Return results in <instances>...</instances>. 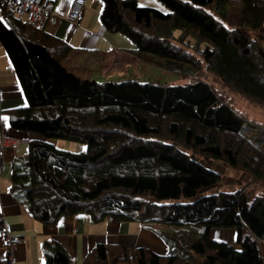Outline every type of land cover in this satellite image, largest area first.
Here are the masks:
<instances>
[{"label":"trees","instance_id":"1","mask_svg":"<svg viewBox=\"0 0 264 264\" xmlns=\"http://www.w3.org/2000/svg\"><path fill=\"white\" fill-rule=\"evenodd\" d=\"M159 1L165 10L103 0L101 20L134 41L137 57L194 80L82 77L49 47L67 57L72 48L64 40L37 34L35 24L21 19L12 26L0 18V43L27 99L6 111L8 121L33 134L28 151L12 163V192L43 222L82 211L94 220L110 215L141 222L168 247L160 255L102 241L80 264H264V193L246 186L207 192L222 175L189 152L264 181V127L225 93L264 105V0H241L234 27L226 23L229 0ZM203 69L213 78L199 77ZM52 139L87 148H60ZM217 229L236 230L240 247L213 236ZM44 251L45 264H73L56 239L46 240Z\"/></svg>","mask_w":264,"mask_h":264},{"label":"crops","instance_id":"2","mask_svg":"<svg viewBox=\"0 0 264 264\" xmlns=\"http://www.w3.org/2000/svg\"><path fill=\"white\" fill-rule=\"evenodd\" d=\"M49 1L54 3L52 14L45 23L36 25L34 30L37 34L45 33L51 38L64 40L71 46L70 53L73 54H81V51L90 50L97 56L117 52L118 49L125 47H127V52L134 54L132 51L134 41L131 40L132 44L130 45L127 43L129 42L127 35L125 36L122 32L109 31L104 26L101 20L103 0H86V8L80 24H74L67 18L73 0ZM145 1L147 4L156 5L155 0ZM5 8L0 2V18L9 25H15V22L21 18L14 14L7 15ZM21 21L25 22L22 19ZM97 77L92 78L110 79L100 78L104 76ZM26 101L12 58L5 46L0 43V134L5 132L12 136L27 137L28 139L33 136L29 132L13 130L8 119H3L4 117L8 118L6 112L8 109L24 104ZM62 146L69 149L82 148V145L77 143H62ZM27 151L28 142H25L19 145L17 151H6V154L12 155L11 158L0 157V213L4 216L8 232L22 238V242L16 250L14 264H45L44 242L53 239L58 240L68 249L73 264L82 263L87 251L102 241L125 244L132 248L144 246L153 249L160 255L167 254L168 247L165 241L138 221H116L110 215L94 220L88 212L84 211L76 214H63L54 223H46L37 219L30 212L28 205L18 200L12 192V163L17 156H23ZM2 153L4 154V151ZM229 242L240 247L237 242V231H235V239H230ZM262 253L264 256V241ZM6 256L7 243L0 235V264H6Z\"/></svg>","mask_w":264,"mask_h":264},{"label":"rangeland","instance_id":"3","mask_svg":"<svg viewBox=\"0 0 264 264\" xmlns=\"http://www.w3.org/2000/svg\"><path fill=\"white\" fill-rule=\"evenodd\" d=\"M140 5H151L147 4L145 0H138ZM156 6L162 9H166L165 5L162 4L159 0H155ZM228 8V16H227V25L229 27L237 26V23L239 22L240 16H241V8H242V1L241 0H229L227 3ZM82 19L80 20V22ZM75 23V24H80ZM137 27V26H135ZM177 34H180V31H176ZM126 36V35H125ZM124 36V37H125ZM128 37V36H127ZM118 39V38H116ZM129 39L130 45L132 44L131 38ZM121 42V40H118ZM117 42V40H116ZM261 43L264 47V37L261 40ZM49 47L52 49V51L56 52V55H58L63 63L71 69L74 72L78 73L82 77L92 78L97 76H104L100 78H110L116 81H121L125 79H136L141 81L151 80V81H158V82H170V83H186L190 80H194L195 75L192 77H185L183 74H179L177 72L168 70L166 68L161 67L160 65L147 62L143 60L140 57H137L136 55L127 52L128 50L125 48L118 49L117 52H111V53H104L95 56L94 53L90 50H84L81 51V54H73L68 53L67 57L62 56L60 47L57 48V45L50 44ZM135 47V44H134ZM131 48V47H130ZM199 77H204V79H209L207 77L213 78V75L211 72H207L205 69H203L201 72L198 73ZM99 78V79H100ZM109 80V79H108ZM164 80V81H163ZM100 81H105L104 79H101ZM230 98H232V102L235 104L237 110L244 113L245 116L253 120L255 123H258V125H261L264 127V105L258 104L255 101H249V100H242L240 99V95L238 93L231 91L230 89H226L225 92ZM27 104V101L24 104L17 105L18 106H24ZM262 106V107H259ZM1 120V117H0ZM13 139V140H11ZM17 140L19 142V145L21 143H25L22 139V137H16L12 136L11 134H7L5 132H2L0 134V141H3L2 148L3 150H0V157L2 158H11L12 155L6 154V151H17L18 148L12 149L8 144H11L13 141ZM53 140V141H52ZM51 141L56 143V145L60 148L69 149L67 147H63L62 143H78L75 141L70 140H57L52 139ZM178 146L184 150L185 147L182 144L177 143ZM25 145V144H23ZM80 145H82L80 150H86L87 145L86 143L81 142ZM73 150V149H69ZM4 151V154L2 153ZM191 156L203 164H205L207 167L212 168L214 170H217L222 175V180L216 184L215 186L211 188H207V192H212L215 190H232L241 188L243 186L249 187V190L254 192V194L257 193H264V181L261 180L260 183L253 182L252 176L250 174L242 169L235 168L225 162L222 159L213 158V157H206L203 155H200L195 152L189 151ZM152 199V198H149ZM168 202L172 200H167ZM163 203V202H161ZM4 217V216H2ZM38 219V217H36ZM235 231L231 229H217L214 230L213 236L221 239H227L230 241V239H235ZM22 242V238L20 240V243ZM16 244L15 247L12 249V252H10V256L13 260H11V264H14L15 262V255L16 250L19 244ZM263 245V242H261ZM13 255V256H12ZM201 260V259H200Z\"/></svg>","mask_w":264,"mask_h":264},{"label":"built area","instance_id":"4","mask_svg":"<svg viewBox=\"0 0 264 264\" xmlns=\"http://www.w3.org/2000/svg\"><path fill=\"white\" fill-rule=\"evenodd\" d=\"M0 2L15 16L21 18L26 23L33 25H42L45 23V21L49 19L54 8V3L49 0H0ZM84 9L85 0H73L67 18L74 24L79 23L82 19ZM22 139L24 142L28 141V138L26 137H22ZM3 144V141H0V147H2ZM8 145L12 149H16L19 147V142L15 140ZM0 150L3 149L0 148ZM2 216L3 214L0 213V235L4 237L7 243L6 264H11L13 257L11 258L10 252H12V249L16 244L20 243L21 237L8 232L4 217Z\"/></svg>","mask_w":264,"mask_h":264},{"label":"snow or ice","instance_id":"5","mask_svg":"<svg viewBox=\"0 0 264 264\" xmlns=\"http://www.w3.org/2000/svg\"><path fill=\"white\" fill-rule=\"evenodd\" d=\"M3 119L7 120L8 118L7 117H4Z\"/></svg>","mask_w":264,"mask_h":264}]
</instances>
